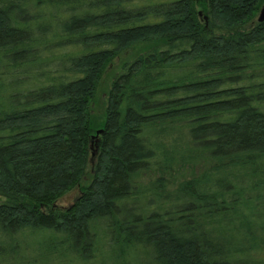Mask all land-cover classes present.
<instances>
[{
    "label": "trees",
    "instance_id": "trees-1",
    "mask_svg": "<svg viewBox=\"0 0 264 264\" xmlns=\"http://www.w3.org/2000/svg\"><path fill=\"white\" fill-rule=\"evenodd\" d=\"M85 1L0 0V264H264V0Z\"/></svg>",
    "mask_w": 264,
    "mask_h": 264
},
{
    "label": "rangeland",
    "instance_id": "rangeland-1",
    "mask_svg": "<svg viewBox=\"0 0 264 264\" xmlns=\"http://www.w3.org/2000/svg\"><path fill=\"white\" fill-rule=\"evenodd\" d=\"M97 2L101 0H95ZM94 0H86L84 3V6L87 5V3H93ZM77 5V4H73ZM54 9H50L49 12H53ZM258 17V16H257ZM256 17V21H257ZM140 51V48L133 47L132 49L127 50L126 52H122L118 57L114 58L110 64L106 66L104 69V72L99 80V84L97 87V91L95 93V97L93 99V102L91 104V113L96 122H100L104 118V109H105V100H106V94L108 92V89L110 87V83L114 76L120 71L122 65L126 61H130L132 57ZM94 160V158H93ZM206 167V164H197V165H185L183 167H180V171L175 174V179L167 186L168 190H174L177 186V184L185 179L191 178L193 175H198L201 173L202 170ZM159 172L156 170H150L140 173L137 176L138 181H140L143 185H149L151 181L155 180L158 177ZM83 184H80V186H75L71 188L69 191H67L65 194H63L58 201L56 202V206L58 208H66L69 205H71L74 200L77 198V196L80 193V190L82 188ZM35 239H40L39 236H35ZM37 258L36 264H68L67 261H59L55 258L57 256L54 255H48L45 256L43 259L42 257H37V254H34ZM252 262H261L264 261V251L262 252H254L252 254ZM80 264V263H76Z\"/></svg>",
    "mask_w": 264,
    "mask_h": 264
},
{
    "label": "water",
    "instance_id": "water-1",
    "mask_svg": "<svg viewBox=\"0 0 264 264\" xmlns=\"http://www.w3.org/2000/svg\"><path fill=\"white\" fill-rule=\"evenodd\" d=\"M264 21V5L262 6V8L259 11L258 17H257V22L261 23ZM100 131H97L96 134H99Z\"/></svg>",
    "mask_w": 264,
    "mask_h": 264
}]
</instances>
